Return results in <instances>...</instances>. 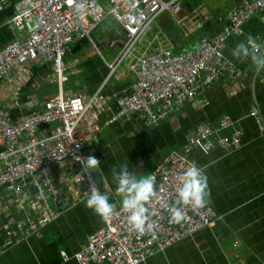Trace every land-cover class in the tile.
Here are the masks:
<instances>
[{"label":"built area","instance_id":"obj_1","mask_svg":"<svg viewBox=\"0 0 264 264\" xmlns=\"http://www.w3.org/2000/svg\"><path fill=\"white\" fill-rule=\"evenodd\" d=\"M9 4L10 0H0V12ZM13 9L11 24L22 36L0 49V81L13 69L40 61L51 65L58 86L57 95L47 100L41 111L18 121L10 119L0 100V191L5 190L6 206L16 213L7 225L25 233L39 229L61 213V190L57 185L66 176L63 179L60 171L72 170L74 174L66 188L72 197L66 200L69 206L87 197L91 183L98 187L93 173L80 180L78 158L92 155L88 146L95 143L96 118L107 111L108 98L100 92L88 97L63 94L62 86L67 81L64 58L74 43L85 40L94 45L92 32L107 16L120 25L121 47L109 70L113 73L125 66L133 81L131 91L116 98L117 109L103 125L134 114L146 128H153L185 105L204 107L206 102L197 100V94L224 74L237 78L239 73L223 55L225 40L242 35L244 23L255 14L264 22V0H241L230 11L223 33L201 37L194 48L184 52L160 46L145 54L138 52V44L160 15L180 13L179 0H17ZM202 10L193 11L195 20L176 21L184 36L201 25L198 18H207ZM247 43L253 51L260 52L256 42ZM260 82L264 87V73ZM250 116L263 133L257 106H251ZM51 124L56 125L51 133L40 131ZM229 124L227 116L220 118V128ZM81 125L87 127L81 129ZM241 134L237 130L231 136L215 138L210 126L198 124L183 150L170 152L150 173L156 177V196L147 207L155 228L144 234L134 231L128 215L118 206L110 221H102V227L90 234L74 254L77 264H146L148 258L176 241L219 221L221 216L208 204L199 209L176 204L178 176L191 162L188 154L193 146L204 152L215 148L235 151L240 147ZM165 205L180 207L184 219L174 222ZM63 258L67 256L63 254Z\"/></svg>","mask_w":264,"mask_h":264},{"label":"crops","instance_id":"obj_2","mask_svg":"<svg viewBox=\"0 0 264 264\" xmlns=\"http://www.w3.org/2000/svg\"><path fill=\"white\" fill-rule=\"evenodd\" d=\"M16 1L10 0L9 6L0 12V49L22 36L11 24ZM240 2L179 0L180 13L160 15L137 46L138 52L151 53L160 46H169L175 53L190 50L201 37L223 33L230 11ZM196 8H203L201 14L207 18H198L201 25L184 36L176 21L195 20ZM104 23L105 20L92 32L94 45L83 40L70 47L64 58L67 81L62 92L66 96L84 97L100 92L108 98L107 111L96 118L95 143L88 149L100 161L99 168L93 172L95 182L101 191L111 188L110 202L116 207L120 206V198L115 195L114 168L127 163L129 171L137 176L150 174L170 152L183 150L198 124L210 126L215 138L231 136L237 130L242 132L240 147L235 151L215 148L204 152L193 146L188 154L191 162L203 168L210 192L207 204L221 219L176 241L148 258L146 264H264V132L260 133L250 116L251 106H257L264 124V87L260 82L264 71L255 70L250 60L241 62L232 56V50L242 41L252 40L259 46L263 43L264 22L255 14L244 23L242 35L225 40L223 55L239 73L237 78L224 74L197 94V100L206 102L204 107L185 105L153 128H146L134 114L109 126L103 125L107 116L117 109L116 98L129 93L133 81L125 66L110 72L109 65L121 47L122 29L113 19L111 24L115 29L102 28ZM110 41L115 43L110 45ZM250 51L256 53L251 48ZM57 93L51 65L40 61L15 68L0 81V100L12 121L41 111L44 103ZM223 116L230 119V124L220 128L219 120ZM55 128L51 124L40 131L49 134ZM59 174L62 178L66 176L57 185L61 190L58 198L61 213L29 233L7 225L16 213L6 206L5 190L0 191V264H77L74 254L82 249L90 234L102 227L100 217L85 207L87 197L72 206L66 204V200H72L66 188L74 174L72 170Z\"/></svg>","mask_w":264,"mask_h":264},{"label":"clouds","instance_id":"obj_3","mask_svg":"<svg viewBox=\"0 0 264 264\" xmlns=\"http://www.w3.org/2000/svg\"><path fill=\"white\" fill-rule=\"evenodd\" d=\"M232 56L243 61H251L254 69L264 71V54L252 53L247 42L238 43L232 50ZM81 165L80 180L85 175L89 178L99 166L100 161L93 155L79 157ZM112 179L116 185L115 195L120 198L121 211L128 215L131 228L141 234L155 228V223L150 220L147 205L156 196V177L152 174L137 176L129 171L128 164H121L118 169L112 170ZM111 188L101 191L94 183L89 185L85 207L99 216L103 222H109L115 212V204L110 202ZM177 205H191L195 209L204 207L209 200L207 177L203 168L194 161L189 162L186 170L178 176L176 188ZM174 222L184 219L181 208L169 207Z\"/></svg>","mask_w":264,"mask_h":264},{"label":"rangeland","instance_id":"obj_4","mask_svg":"<svg viewBox=\"0 0 264 264\" xmlns=\"http://www.w3.org/2000/svg\"><path fill=\"white\" fill-rule=\"evenodd\" d=\"M111 21H112V17L107 16L106 19H105V23H104V25L102 26V28L105 27V28H107V29H109V30H111V29H115V26H112ZM138 45H139V44H138Z\"/></svg>","mask_w":264,"mask_h":264},{"label":"water","instance_id":"obj_5","mask_svg":"<svg viewBox=\"0 0 264 264\" xmlns=\"http://www.w3.org/2000/svg\"><path fill=\"white\" fill-rule=\"evenodd\" d=\"M260 49H261V53L264 54V41H263V43L260 45Z\"/></svg>","mask_w":264,"mask_h":264},{"label":"trees","instance_id":"obj_6","mask_svg":"<svg viewBox=\"0 0 264 264\" xmlns=\"http://www.w3.org/2000/svg\"><path fill=\"white\" fill-rule=\"evenodd\" d=\"M87 42V41H86ZM83 44L87 45L86 43L83 42Z\"/></svg>","mask_w":264,"mask_h":264}]
</instances>
